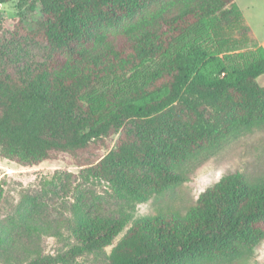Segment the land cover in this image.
Listing matches in <instances>:
<instances>
[{
	"label": "trees",
	"instance_id": "trees-1",
	"mask_svg": "<svg viewBox=\"0 0 264 264\" xmlns=\"http://www.w3.org/2000/svg\"><path fill=\"white\" fill-rule=\"evenodd\" d=\"M13 0H0V6ZM11 40L45 45L44 62L14 76L0 71V158L20 167L66 158L83 180L142 203L188 179L191 156L237 128L264 123V52L252 46L235 0H16ZM223 18L248 33L254 53H186L178 43ZM257 51H259L257 53ZM1 53V50H0ZM163 60L136 88L88 101L100 84ZM67 248L28 264H73L107 254L108 264H209L264 241V185L233 173L203 191L183 214L64 224ZM11 238L0 230V247Z\"/></svg>",
	"mask_w": 264,
	"mask_h": 264
},
{
	"label": "rangeland",
	"instance_id": "rangeland-1",
	"mask_svg": "<svg viewBox=\"0 0 264 264\" xmlns=\"http://www.w3.org/2000/svg\"><path fill=\"white\" fill-rule=\"evenodd\" d=\"M245 28L226 27L223 18L196 26L191 36L178 43L186 53L195 49L217 51L219 57L238 58L264 52V0H235ZM29 18L27 5L13 0L0 6V71L19 76L42 64L47 55L45 45L21 39L11 40L16 17ZM247 27H246V26ZM259 51H257L258 53ZM163 60L143 65L124 77L107 79L88 101L95 106L103 102V95L125 93L142 84L156 71ZM264 85V75L257 79ZM81 168L66 158L46 161L34 167H20L0 158V230L11 241L0 247V264H28L37 255H55L67 248L68 236L64 224L81 214L103 220L117 219L123 213L134 217L161 213L183 214L198 196L223 176L239 173L249 186L264 185V123L250 128H237L217 144L191 156L180 172L187 181L160 194H151L145 202L134 203L122 199L104 183L83 180ZM86 256L73 264H108L107 254ZM209 264H264V241L249 253L217 260Z\"/></svg>",
	"mask_w": 264,
	"mask_h": 264
}]
</instances>
